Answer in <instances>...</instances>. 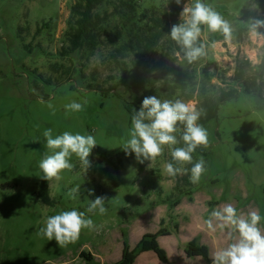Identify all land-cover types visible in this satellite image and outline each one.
Masks as SVG:
<instances>
[{"label": "rangeland", "instance_id": "rangeland-1", "mask_svg": "<svg viewBox=\"0 0 264 264\" xmlns=\"http://www.w3.org/2000/svg\"><path fill=\"white\" fill-rule=\"evenodd\" d=\"M138 1L149 6L167 0ZM74 2L0 0V264H83L80 257L83 251L97 255L98 264H111L119 260L125 240L135 247L144 234L161 228L162 219L172 232L162 242L171 264H204L206 259L187 257L184 253L190 241L196 239L211 248L212 253L231 242L226 239L227 228L217 227L213 231L208 227L212 210L230 203L241 213L257 210L264 217L262 100L241 91L235 99L220 106L216 119L203 126L208 144L202 148L208 156L203 158L206 171L195 187L196 201L189 202L184 197L181 208L171 210L168 203L162 202L176 183L165 171L171 158L169 146H164L163 154L155 161H147L140 173L141 163L135 154L126 155L122 149L131 128L123 100L90 90L73 80L63 82L59 74L49 69L51 63L66 62L58 53ZM204 3L230 24L231 37L226 40L220 32H210L206 25H201L199 39L205 45L206 55L189 63L177 53L175 64L179 63L183 71L191 64L198 81L203 71L207 73L209 91L216 95L221 87H232L237 61L248 60L258 67L264 60V29L253 31L251 26L253 18H264V10L259 6L254 9L252 0H204ZM106 9L112 10L104 5L99 11ZM43 22H50V29L38 32ZM29 43L34 45L32 54L24 47ZM110 49L111 46L102 45L94 56L80 63L88 77L86 83L92 81L94 71L95 84L101 88L118 83L117 71L112 70L107 58ZM160 56L157 54L155 60ZM161 71L158 69L155 74L161 75ZM37 74L53 82H43ZM118 92L127 101H134L138 95L122 86ZM196 95L197 91L192 98L180 99L198 109ZM73 100L84 104V110L65 115L64 106ZM47 128L54 135L64 131L91 134L97 142L87 172L73 156L75 168L61 173V179L49 182L50 204L38 194L43 180L39 177L42 173L38 162L47 151L43 137ZM181 134L183 125H178L176 136L180 143L176 147L182 146ZM195 152L193 159L200 158V151ZM98 162L109 169L101 180ZM115 166L120 172H116ZM76 184H81V194L71 199L67 193ZM87 189H93L94 195L89 196ZM96 196L106 198L107 212L103 215L87 212L89 200ZM72 209L85 212L93 219L95 229L82 230L75 244L62 249L55 240L47 241L38 235L48 216ZM261 226L264 228V220Z\"/></svg>", "mask_w": 264, "mask_h": 264}, {"label": "trees", "instance_id": "trees-1", "mask_svg": "<svg viewBox=\"0 0 264 264\" xmlns=\"http://www.w3.org/2000/svg\"><path fill=\"white\" fill-rule=\"evenodd\" d=\"M184 1L182 0L180 5H177L175 0H167L145 6L138 0H75L66 20L63 45L58 53L67 63L54 62L49 65V69L59 74L63 82L73 80L78 84H84L90 90L100 91L103 95L113 94L121 98L130 120L134 110H139L143 98L152 95L158 96L161 100H175L182 96L192 98L197 91L198 110L203 112L198 123L202 126L216 119L220 106L235 99L241 91L255 95L258 100H262L264 106V60L258 67H254L248 60L237 61L232 87H221L216 95L209 91L207 73L203 71L201 81H198V75L191 68V64L184 71L179 63L175 64L176 61L178 62L176 54L179 53L183 57L184 54L169 34L171 27L180 22L179 16ZM257 3L259 8L264 10V0H257ZM104 5L111 6L112 10L106 9L100 12L99 9ZM50 26V22H43L38 32L47 31ZM198 43H201L200 39ZM102 45L111 46L107 58L113 65L112 70H116L119 77L118 83L107 89L95 84L96 71L91 75L92 81L86 83L88 77L82 65L84 60L94 56ZM24 47L29 54L33 53L32 43ZM159 53L160 59L156 61L155 56ZM166 65H170V68H166ZM158 69L162 70L161 75L155 74ZM38 77L48 84L53 82L44 75ZM119 86L126 91L137 92L136 99L134 101L124 99L118 92ZM202 146L197 150L200 151L201 157L207 158L208 153ZM198 159H193V163ZM146 163L147 160L140 164V173L145 170ZM96 166L101 180L109 169L99 162ZM176 166L182 167V164L177 163ZM115 167L116 172H120L119 167ZM191 167L192 164H188L185 168ZM189 175L190 172L175 177L170 176L176 183L172 193L162 202L168 203L171 210L179 206L184 197H188V200L193 202L196 184L190 182ZM38 194L44 202L51 203L48 181L42 180ZM165 224L166 221L162 219L161 228L155 233L144 234L135 247H131L125 240L121 259L111 264H135L137 258L148 251L154 252L162 262H167L168 253L158 240L160 236L172 234ZM176 228L178 229L179 226L176 225ZM185 253L188 257H202L210 262V248L200 244L196 239L187 244ZM80 257L84 261L83 264H98L91 252L83 251Z\"/></svg>", "mask_w": 264, "mask_h": 264}, {"label": "clouds", "instance_id": "clouds-1", "mask_svg": "<svg viewBox=\"0 0 264 264\" xmlns=\"http://www.w3.org/2000/svg\"><path fill=\"white\" fill-rule=\"evenodd\" d=\"M182 0H175L180 5ZM252 7L258 8L257 0H252ZM201 25H206L210 32H220L224 38L230 39L231 26L204 0H188L183 4L180 12V22L174 24L170 30V38L174 40L183 52L184 58L192 63L206 55L205 45L198 43L201 37ZM253 31L264 29V18H253L251 21ZM51 108L52 105L49 104ZM65 115L71 112H81L84 104L75 100L66 104ZM203 115L195 105L185 103L181 99L161 100L156 95L145 96L138 111L134 110L131 116V128L128 138L124 141L122 149L126 155L135 154L139 163L155 161L164 152V146L171 150L172 162L165 164V171L169 176L189 175L192 184L200 182L206 171L205 160L200 157L193 163V153L200 146H207V130L198 123ZM178 125H183V146L176 132ZM45 148L38 168L41 179L48 182L61 179V173L75 168L71 158H78L81 167L87 172L92 162L89 159L92 150L97 146L96 139L91 134L72 133L64 131L54 135L51 128L43 131ZM192 164L190 169L177 167L176 164ZM89 196L94 195L93 189H87ZM81 194V184L72 187L67 195L76 199ZM106 198L96 196L89 200L87 212L103 215L107 212ZM264 217L259 211L251 210L244 214L228 203L221 208L211 211L207 225L213 231L218 227L228 229L226 239L231 241L226 247L219 248L211 254L212 264H264V228L261 221ZM215 222V226H214ZM93 219L86 216L83 211L76 209L63 210L58 214L46 218L44 226L39 229L38 235L47 241L55 240L62 249L75 244L82 230H94Z\"/></svg>", "mask_w": 264, "mask_h": 264}, {"label": "crops", "instance_id": "crops-1", "mask_svg": "<svg viewBox=\"0 0 264 264\" xmlns=\"http://www.w3.org/2000/svg\"><path fill=\"white\" fill-rule=\"evenodd\" d=\"M186 200V199H185ZM184 199L181 201V203H180V205L179 206H177L176 208H175V210H178L179 208H181V206H182V204H183V202L185 201ZM196 201V198L194 197V200H193V202H195ZM190 202V201H189ZM180 230L181 229H179L178 231L180 232ZM168 236H160L159 238H158V240H159V243H160V245L162 246V242L164 241V239H166ZM140 241V240H139ZM211 249V248H210ZM122 251H123V249H122ZM122 251L119 253V256H118V258H119V260L121 259V257H122ZM211 251V253H212V250H210ZM153 252L152 251H148V252H144V253H142L138 258H137V260H136V263L135 264H171L172 263V261H171V259H170V255H169V252H168V250H167V253H168V261L167 262H162L158 257V259L160 260V261H157L156 259H155V256L152 254ZM184 253H185V249H184ZM155 254V253H154ZM186 254V253H185ZM94 256H95V260H96V262L97 261H100L99 260V257H97V255H95L94 254ZM157 256V255H156ZM187 256V255H186ZM210 256H211V254H210ZM188 257V256H187ZM118 260V261H119ZM146 260L149 262V261H151V262H146ZM157 262V263H156ZM162 262V263H161ZM211 262V263H210ZM210 262H208V261H206V262H204V264H212V261H211V259H210ZM99 263V262H98ZM102 262H100V264H101ZM104 264H106V263H104Z\"/></svg>", "mask_w": 264, "mask_h": 264}]
</instances>
